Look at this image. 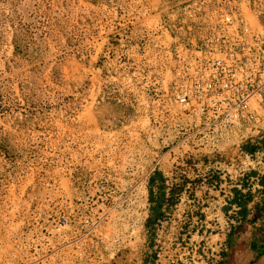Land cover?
Returning a JSON list of instances; mask_svg holds the SVG:
<instances>
[{
    "label": "rangeland",
    "instance_id": "374dc122",
    "mask_svg": "<svg viewBox=\"0 0 264 264\" xmlns=\"http://www.w3.org/2000/svg\"><path fill=\"white\" fill-rule=\"evenodd\" d=\"M192 1L0 0V264H155L158 255L193 264L194 245L223 231L217 214L229 207L233 165L249 142L190 160L200 142L164 130L160 92L147 100L142 92L104 100L86 93L168 88L178 44L167 30L191 22L184 10ZM249 1L264 12L262 0ZM116 95L118 103L132 100L114 104ZM180 113L173 104L170 118ZM159 153L183 171L197 165L184 175L195 179L183 196L195 200V213L204 210L198 220H184L181 210L164 215L162 234L161 224L147 225L142 184ZM228 165L232 179H221ZM259 226L242 225L225 264L255 260L250 242L260 239Z\"/></svg>",
    "mask_w": 264,
    "mask_h": 264
},
{
    "label": "built area",
    "instance_id": "2783aa9c",
    "mask_svg": "<svg viewBox=\"0 0 264 264\" xmlns=\"http://www.w3.org/2000/svg\"><path fill=\"white\" fill-rule=\"evenodd\" d=\"M220 1L213 5L207 3L208 0H193L185 7L193 18L191 22H181L180 27L175 25L171 32L167 30L173 43L178 44L174 50L177 64L170 71L172 80L168 88H161V124L164 130L175 127L177 141L200 142L187 152L190 160L221 154L222 146L231 147L236 145L235 142L255 144L264 139V21L261 19L264 12L260 7L253 9L249 0ZM241 1H247L250 6L243 7ZM152 91L156 93L155 89ZM173 104L182 108V113L171 119ZM166 134L170 135L164 133L163 138ZM244 145L240 147L239 164L233 165L235 177H238L234 187L243 194L250 193L256 204L264 200V186L261 176L250 175L256 158L243 150ZM160 165L159 158L144 177L145 192L146 179ZM226 167L221 179H232L231 167ZM205 168L208 173L215 171L213 164H206ZM221 183L227 184L224 180ZM233 199L234 195L225 202L231 211L224 212L223 205L217 214L225 225L223 231L215 235L213 230L216 240L208 243L202 239L194 245V254L198 251L200 254L193 264H223L229 248L228 237L240 224L236 216L239 206L231 204ZM192 204H195L194 199L180 196L176 210L165 216H174L181 210L180 217L184 220L201 219L204 210L197 214L192 210ZM165 216L157 222V226L161 224L162 230L158 229L161 234L169 224ZM161 234L157 236L161 238ZM158 257L155 264H169L162 262L160 255ZM170 264L184 262L177 260Z\"/></svg>",
    "mask_w": 264,
    "mask_h": 264
},
{
    "label": "crops",
    "instance_id": "0c3cea01",
    "mask_svg": "<svg viewBox=\"0 0 264 264\" xmlns=\"http://www.w3.org/2000/svg\"><path fill=\"white\" fill-rule=\"evenodd\" d=\"M184 12L186 13L185 10H184ZM156 38H158V37H156ZM129 43H131V42H129ZM152 90H153V88H94V90H89L86 93L89 94V96H90L94 92L96 94L97 100L100 98V95L101 96L103 95V98L101 97V100H104L107 93L113 94V95L119 93L120 95L125 94L128 97L129 96L131 97V96H135L136 93L142 92L143 94H145V99L147 100L148 99L147 94H150L152 92ZM156 91L161 92V88H156ZM117 98H119V97H117V95H116V97L113 98V103L115 102L114 104H119L120 102L124 103V102H122L124 100H126V102L128 103L132 100V99H124L122 97V99H118V101H119V103H118ZM253 156H255L256 160L253 162L254 163L253 164L254 170L250 173V175H254V176L259 175V176H261L262 182H264V148L259 149L257 152L254 153ZM159 157L161 159L160 167H158L156 171L150 173L148 178L145 181V184H146L145 204L147 207V212H146L147 218H149V216H150V211H151L152 206L156 205V203L158 201L159 188H163V192H164V197L162 198L161 204H162V212L165 215V214H168V211L170 210V206L172 204H175V203L177 204L179 197L183 196V192L186 191L187 189H189L190 185H192V182L195 179V178H189V176L191 177V175H189V173L193 170L191 167H189V166L183 167V169H184V171H183V170L179 169L178 166H175L173 162L169 161L167 154L159 153ZM200 164H203V163H200ZM199 166H201V165H199ZM149 170H150V168H149ZM149 170H148V172H149ZM157 173H159L161 175L162 181L157 179V177H156ZM237 174H238V172H237ZM184 175H189V176H184ZM186 178H188V180H186ZM204 181L202 182V184L206 185L207 179H204ZM262 185L264 186L263 183H262ZM177 191H178V194H177ZM151 197H153V200H154L153 202L150 200ZM231 204H233L232 201H231ZM256 204H258V203H256ZM256 204L253 203L252 201H250V203L248 205V209H250V210L253 209V207ZM240 209L241 208L238 207V210L236 212V216L240 219V224L244 225L245 223H243V219L240 215ZM231 210H232L231 207L226 208V212H229ZM259 236H260V233H259ZM240 240L241 239H239L238 242H240Z\"/></svg>",
    "mask_w": 264,
    "mask_h": 264
},
{
    "label": "trees",
    "instance_id": "16d2710c",
    "mask_svg": "<svg viewBox=\"0 0 264 264\" xmlns=\"http://www.w3.org/2000/svg\"><path fill=\"white\" fill-rule=\"evenodd\" d=\"M261 148H264V139L258 141V143L255 144L248 143L243 146V150L251 154H254ZM156 177L158 180L162 181V177L159 173L156 174ZM261 183L264 184L262 180ZM233 193H234V199L232 200V203L237 204L241 208L240 215L243 219V223L251 226H255L256 222L258 221L261 222V226L258 227V231L260 232V239L252 240L250 242V248L255 251V260L253 262L251 261L249 264H254L261 256L264 255V200L256 204L253 207V209L250 210L248 209V205L250 201H252V195L250 193L243 194L238 188H234ZM163 197H164L163 188H159L158 201L156 205L152 206L150 211V216L147 220V225L150 227L154 226L160 219L164 217V214L162 212V204H161ZM150 200L153 202L154 201L153 197H151ZM242 225L243 224L236 226L230 233L228 237V245L230 249H233L236 246L238 241V232L242 228ZM227 255L228 254L226 253L225 257ZM224 262L223 264H225Z\"/></svg>",
    "mask_w": 264,
    "mask_h": 264
},
{
    "label": "water",
    "instance_id": "95a60500",
    "mask_svg": "<svg viewBox=\"0 0 264 264\" xmlns=\"http://www.w3.org/2000/svg\"><path fill=\"white\" fill-rule=\"evenodd\" d=\"M261 260L263 261L262 264H264V255L261 256V257L256 261V263H254V264H257V263L260 262Z\"/></svg>",
    "mask_w": 264,
    "mask_h": 264
},
{
    "label": "bare ground",
    "instance_id": "6f19581e",
    "mask_svg": "<svg viewBox=\"0 0 264 264\" xmlns=\"http://www.w3.org/2000/svg\"><path fill=\"white\" fill-rule=\"evenodd\" d=\"M125 225H126V224H125ZM128 226H129V225H128ZM128 226H127V228H128ZM262 262H263V261L261 260V261H260V262H258L257 264H262Z\"/></svg>",
    "mask_w": 264,
    "mask_h": 264
}]
</instances>
